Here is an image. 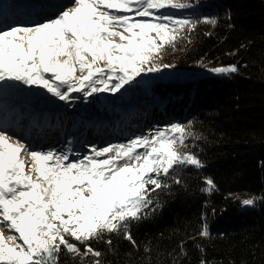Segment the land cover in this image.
<instances>
[{
    "label": "snow or ice",
    "instance_id": "snow-or-ice-1",
    "mask_svg": "<svg viewBox=\"0 0 264 264\" xmlns=\"http://www.w3.org/2000/svg\"><path fill=\"white\" fill-rule=\"evenodd\" d=\"M189 7L181 0H69L55 18L0 22V89L19 82L61 101L73 93L85 99L116 93L141 73L172 67L157 62L160 54L197 21L170 10ZM210 71L233 73L237 67ZM189 135L187 125L170 123L123 143L92 145L70 159L71 148L30 150L19 139L13 143L0 125V264H58L62 250L99 258L102 253L87 242L105 232H122L134 243L129 223L152 203L150 193L165 187L161 177L177 165L203 167L194 153L181 150ZM205 184L204 191L214 190L211 177ZM200 235H209L207 224ZM73 240L85 245L83 252Z\"/></svg>",
    "mask_w": 264,
    "mask_h": 264
},
{
    "label": "trees",
    "instance_id": "trees-1",
    "mask_svg": "<svg viewBox=\"0 0 264 264\" xmlns=\"http://www.w3.org/2000/svg\"><path fill=\"white\" fill-rule=\"evenodd\" d=\"M181 2L191 9L178 12L197 24L162 51L163 60L209 73L154 83V106L143 114L155 126L187 125L181 150L203 167L177 165L161 177L165 187L129 223L134 243L105 232L87 242L99 258L62 250L58 264H264V0ZM227 65L237 71H210ZM206 177L211 192L203 190ZM241 196L255 197L254 205H242ZM204 224L208 236L200 235Z\"/></svg>",
    "mask_w": 264,
    "mask_h": 264
},
{
    "label": "rangeland",
    "instance_id": "rangeland-1",
    "mask_svg": "<svg viewBox=\"0 0 264 264\" xmlns=\"http://www.w3.org/2000/svg\"><path fill=\"white\" fill-rule=\"evenodd\" d=\"M22 1L0 0V22L13 25L17 22L31 24L55 18L69 2L28 0L36 4V10L32 13L30 6L22 7V11H19ZM189 8L191 9V5ZM24 9L28 11V15L23 12ZM180 10L186 12V9ZM170 11L178 18L187 16L178 10ZM157 62L168 64L164 62L162 53ZM207 73H209L207 69L202 67L183 68L172 65L155 73H141L116 93L99 92L87 99L82 93H73L69 101H61L37 86L9 82L7 87L0 89V125L13 134L14 139L11 142L19 139L31 145L30 150L54 148L58 151H67L71 148L70 159L82 157L90 151L92 145L99 148L110 143H123L136 135L147 134L149 130L159 127L143 114L146 109L154 106L152 97L148 96V90L154 83L188 79ZM46 140L51 143L45 144ZM23 158L28 159L26 153L23 154ZM247 197L240 198L243 200ZM9 234L5 230V235ZM72 242L77 243L79 247V242L74 240Z\"/></svg>",
    "mask_w": 264,
    "mask_h": 264
},
{
    "label": "bare ground",
    "instance_id": "bare-ground-1",
    "mask_svg": "<svg viewBox=\"0 0 264 264\" xmlns=\"http://www.w3.org/2000/svg\"><path fill=\"white\" fill-rule=\"evenodd\" d=\"M34 1L32 3H30L28 0H23L21 6L19 7V11H22V7L26 8L27 6H30V8L33 11L32 13H34V11L36 10V6H35L36 4L34 3ZM27 9H29V8H27ZM23 12L26 13V15H28V13H27L28 11H25V9L23 10ZM48 143H51V141L46 140L45 144H48Z\"/></svg>",
    "mask_w": 264,
    "mask_h": 264
}]
</instances>
